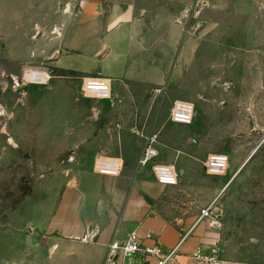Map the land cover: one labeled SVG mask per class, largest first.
<instances>
[{"label": "rangeland", "instance_id": "1", "mask_svg": "<svg viewBox=\"0 0 264 264\" xmlns=\"http://www.w3.org/2000/svg\"><path fill=\"white\" fill-rule=\"evenodd\" d=\"M70 1L0 0V264H81L52 244L65 188L103 154L153 179L135 157L149 136L178 170L155 208L182 240L203 262L264 264V0H131L183 25L190 60L180 46L165 83L133 84L137 99L113 88V100L85 95L84 74L49 58L60 16L81 7ZM26 69L51 78L24 82ZM176 99L196 107L191 124L171 120ZM211 153L228 155L226 174L208 172Z\"/></svg>", "mask_w": 264, "mask_h": 264}, {"label": "crops", "instance_id": "2", "mask_svg": "<svg viewBox=\"0 0 264 264\" xmlns=\"http://www.w3.org/2000/svg\"><path fill=\"white\" fill-rule=\"evenodd\" d=\"M80 3L76 13L65 11L54 27L56 47L49 58L56 67L84 76H104L120 94L137 99L132 85L165 83L167 65L180 46L186 61L190 60L183 25L169 17L165 8H146L131 0ZM133 142L137 145L141 139L134 137ZM118 143L123 154L129 142L121 136ZM145 146L137 150V160ZM70 182L52 221V244H57V253L65 247V260L76 257L81 264H112L107 260L108 244L113 239L125 240L135 231L144 244H158L165 252L175 249L169 264H213L209 259L203 262V254L182 240L181 228L157 212L156 200L167 185L154 176L149 179L135 170L112 176L93 169L73 174ZM84 235L92 239L81 240ZM75 250L77 254L72 253ZM114 264L155 262L137 253L119 256Z\"/></svg>", "mask_w": 264, "mask_h": 264}, {"label": "built area", "instance_id": "3", "mask_svg": "<svg viewBox=\"0 0 264 264\" xmlns=\"http://www.w3.org/2000/svg\"><path fill=\"white\" fill-rule=\"evenodd\" d=\"M51 78V74L46 69H26L21 80L24 82L43 85ZM82 89L85 95L103 100H113V84L110 79L101 76H84ZM170 117L173 122L191 124L195 117L196 107L182 99H176L171 107ZM146 146L139 157V163L143 167H151L153 176L157 182L163 185H175L178 181V170L174 164L163 162L159 159L160 149L157 146L155 136L146 138ZM228 155L223 153H211L207 157L206 166L209 173L214 175L226 174L229 166ZM94 170L105 175L118 176L124 168V161L116 155H98L94 160ZM204 215L208 210H202ZM91 236L84 235L83 241H89ZM107 260L114 264L117 257L127 256V254H144L155 264H169L174 250L165 252L158 244L147 245L142 242L139 235L133 231L125 240H112L109 244Z\"/></svg>", "mask_w": 264, "mask_h": 264}, {"label": "water", "instance_id": "4", "mask_svg": "<svg viewBox=\"0 0 264 264\" xmlns=\"http://www.w3.org/2000/svg\"><path fill=\"white\" fill-rule=\"evenodd\" d=\"M257 150V148H255L254 150H253V152L249 155V158L246 160V162L240 167V169L238 170V172L252 159V156H253V154L255 153V151ZM237 172V173H238Z\"/></svg>", "mask_w": 264, "mask_h": 264}]
</instances>
